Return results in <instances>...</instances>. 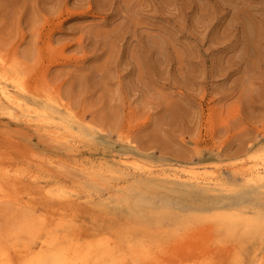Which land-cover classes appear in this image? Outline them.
Wrapping results in <instances>:
<instances>
[{"label":"rangeland","instance_id":"rangeland-1","mask_svg":"<svg viewBox=\"0 0 264 264\" xmlns=\"http://www.w3.org/2000/svg\"><path fill=\"white\" fill-rule=\"evenodd\" d=\"M0 50L25 72V100L55 97L95 132L80 153L96 146L110 158L128 152L185 165L220 157L238 193L264 201V189L253 193L233 166L264 141V0H0ZM2 116L0 182L30 196L37 212L50 200L34 180L54 192L76 187L85 197L75 223L120 244L144 240L154 252L143 264H264V227L251 235L163 215L144 224L108 187L66 166L78 156L70 147ZM125 163L127 177L145 179ZM151 192L137 195L163 197Z\"/></svg>","mask_w":264,"mask_h":264},{"label":"bare ground","instance_id":"bare-ground-1","mask_svg":"<svg viewBox=\"0 0 264 264\" xmlns=\"http://www.w3.org/2000/svg\"><path fill=\"white\" fill-rule=\"evenodd\" d=\"M1 53L0 114L8 118L22 117L28 126L41 127L45 133H51L49 137L53 136L56 142L70 147L78 156L64 158L63 161L68 163L66 166L72 169L75 166L78 177L84 176L93 187H108V192L115 197L113 202L125 206L132 214L138 213L144 224L158 222L163 215L175 216L181 222H192L197 218L225 228L241 227L251 235H258L259 229L264 227V201L238 193L241 183L227 180L222 166L231 163L220 157L185 165L160 162L138 154H132L133 158L129 159L131 154L128 152L119 154L116 151L117 157L110 158L107 150L99 151L96 146L80 153L85 143H95V132H89L79 124L80 121H75L70 108L55 97H46L48 101L41 105L25 100L22 96L28 88L25 72ZM53 103L58 104L57 108ZM67 151L65 153H69ZM246 154L245 165L234 164V169L241 176L242 184L255 187L253 193L261 194L264 189V141ZM126 160L135 163L145 174V179L137 174L127 177ZM11 177L13 181L17 180ZM34 181L45 199L50 200L39 208V212L30 196L7 192L10 189L0 182V264H143L153 259L152 246L140 238L120 244V241L96 232H84L80 223H75L74 206L85 197L78 188L59 189L56 193L38 180ZM152 190L159 191L163 197L143 199L137 195V192L149 194Z\"/></svg>","mask_w":264,"mask_h":264}]
</instances>
